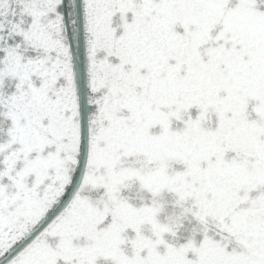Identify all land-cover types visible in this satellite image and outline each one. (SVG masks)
Returning a JSON list of instances; mask_svg holds the SVG:
<instances>
[{
    "label": "water",
    "instance_id": "obj_1",
    "mask_svg": "<svg viewBox=\"0 0 264 264\" xmlns=\"http://www.w3.org/2000/svg\"><path fill=\"white\" fill-rule=\"evenodd\" d=\"M0 264H264V0H0Z\"/></svg>",
    "mask_w": 264,
    "mask_h": 264
}]
</instances>
